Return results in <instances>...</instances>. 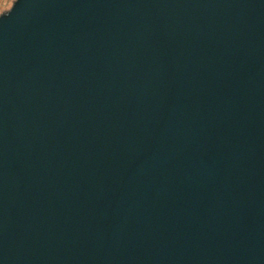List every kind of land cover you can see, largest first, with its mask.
<instances>
[{"label": "water", "instance_id": "95a60500", "mask_svg": "<svg viewBox=\"0 0 264 264\" xmlns=\"http://www.w3.org/2000/svg\"><path fill=\"white\" fill-rule=\"evenodd\" d=\"M0 264H264V0H16Z\"/></svg>", "mask_w": 264, "mask_h": 264}, {"label": "rangeland", "instance_id": "374dc122", "mask_svg": "<svg viewBox=\"0 0 264 264\" xmlns=\"http://www.w3.org/2000/svg\"><path fill=\"white\" fill-rule=\"evenodd\" d=\"M16 0H0V16L8 12Z\"/></svg>", "mask_w": 264, "mask_h": 264}]
</instances>
